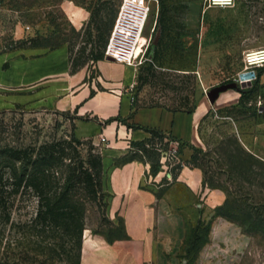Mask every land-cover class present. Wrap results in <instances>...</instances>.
<instances>
[{
    "label": "rangeland",
    "instance_id": "374dc122",
    "mask_svg": "<svg viewBox=\"0 0 264 264\" xmlns=\"http://www.w3.org/2000/svg\"><path fill=\"white\" fill-rule=\"evenodd\" d=\"M124 2L0 0V52L25 58L30 50L48 51L64 43L70 49L71 71L74 64L72 72L85 73L87 82L105 90L106 85L98 81L103 73L101 62L111 61L109 71L113 74H120L126 66L105 57L110 34ZM145 7L149 14L140 42L143 53L146 52L145 60L142 64L129 65L130 78L121 89L137 106L195 107L201 99L208 98L209 90L230 83V79L243 70V54L247 49L264 46V0H236L231 8H209L205 0H144V7L131 5L125 12L131 11L138 18ZM133 23L134 20L131 26ZM34 45L38 48H31ZM101 54L100 59L95 58ZM239 88L223 92L235 91L236 105L221 108L222 93L215 103L210 102L209 109L214 105L216 110H221L206 112L209 114L201 125L198 145L182 143L169 136L159 140L148 131V138L153 140L146 145V150L131 141L129 153L116 159L117 165L131 158L143 159L150 164V176L157 174V168L166 170L158 187L161 193L171 194V204L186 208L183 213L186 252L192 241L199 238L196 253L187 254L191 262L211 237L212 262L264 264V235L237 223L240 228L225 224H220L217 230L213 228V221L224 217L219 214V208L207 216L201 212V199L177 180L179 161L173 157L164 159L157 151V148L167 152L174 148L178 151L181 147L192 148L197 155L194 164L207 180L205 187L221 189L226 195L231 194V200L235 195L250 193L252 200L236 203L237 207L251 203L259 205L264 212V155L250 152L239 137L240 133L264 131V71L253 85ZM74 119L75 112L71 110H32L26 104L17 103L0 107V145L38 146L78 138L74 134ZM125 123L139 128L135 123ZM80 140L86 142L82 146L84 154L90 146L103 154V140ZM102 181L99 200L85 204V228L80 241L60 229L44 230L33 225L31 219L36 213L37 199L32 195L20 197L9 223L0 216V264H79L80 244L86 237L103 238L108 242L127 238L122 218L109 211L110 196L104 172Z\"/></svg>",
    "mask_w": 264,
    "mask_h": 264
},
{
    "label": "crops",
    "instance_id": "0c3cea01",
    "mask_svg": "<svg viewBox=\"0 0 264 264\" xmlns=\"http://www.w3.org/2000/svg\"><path fill=\"white\" fill-rule=\"evenodd\" d=\"M26 56L15 57L9 52H0V103L4 102L0 107L17 103L26 104L32 110L74 111V134L80 139L103 140L109 211L122 218L128 234L127 238H116L113 242L86 237L82 243L80 264H216L211 261L214 259L210 254L214 247L211 237L201 246L195 259L188 260L183 215L186 208L171 204V194L161 193L158 187L166 170L163 168L155 176H150V164L140 158L116 164L117 158L129 153L131 141L149 137L144 128L134 129L125 122L157 128L176 140L198 145L205 117L212 109L216 110L214 105L209 109V99H201L192 112L164 105L137 106L121 90L124 81L130 78L129 65L124 64L126 66L120 74H113L109 71L111 61H102L103 73L98 81L106 86L105 90H99L96 83L86 81L85 73L71 71L66 46L43 52L30 50ZM7 64L9 67L6 68ZM235 93L221 94H224L220 100L221 108L236 105L238 96ZM239 137L250 152L264 155V131L240 133ZM193 153L192 148H183L181 159L184 165L177 180L201 199V212L207 216L225 203L227 195L221 189L205 187L202 171L185 165ZM213 222L216 230L220 224L239 227L224 217Z\"/></svg>",
    "mask_w": 264,
    "mask_h": 264
},
{
    "label": "trees",
    "instance_id": "16d2710c",
    "mask_svg": "<svg viewBox=\"0 0 264 264\" xmlns=\"http://www.w3.org/2000/svg\"><path fill=\"white\" fill-rule=\"evenodd\" d=\"M63 44L55 45L51 50L64 46ZM31 48L38 46L34 45ZM101 56L102 54L95 58L100 59ZM72 66L74 70V64ZM263 71L264 69L260 74ZM237 90L240 88L238 87ZM195 108L196 106L182 110L192 112ZM137 127L151 132L153 137L159 140L167 136L176 140L160 129L139 125ZM152 140L153 138H146L133 143L141 145V150H146V145ZM84 144L85 141L73 137L69 140L45 142L38 146L0 145V216L6 224L11 220L17 200L22 196L32 195L37 199L36 213L31 219L33 225L41 226L44 230L60 229L69 236L81 240L85 228V204L99 200L104 172L103 154L94 146H90L87 154H84L82 147ZM160 149L157 148L159 154ZM182 151L183 147L180 148L179 153L181 154ZM249 157L256 159L252 154H249ZM196 159L197 155L194 152L185 165L197 167L194 164ZM183 165L180 160L176 168L180 170ZM156 172H159L158 168ZM245 173L243 170V174ZM246 181L250 183L249 180ZM204 183L207 184L206 179ZM252 196L250 193L235 195L231 200V194L228 193L225 203L219 207V214L244 228L249 227L264 235V212L260 211L259 205L250 203L243 208L241 205L238 207L236 205V203H246L247 199L252 200ZM82 243L83 241L80 244L79 264ZM198 245L199 238H196L192 241L191 248L187 249V254L192 251L196 253Z\"/></svg>",
    "mask_w": 264,
    "mask_h": 264
},
{
    "label": "built area",
    "instance_id": "2783aa9c",
    "mask_svg": "<svg viewBox=\"0 0 264 264\" xmlns=\"http://www.w3.org/2000/svg\"><path fill=\"white\" fill-rule=\"evenodd\" d=\"M235 2L236 0H205V5L209 8H231L235 6ZM131 5L144 7V0H125L105 49L106 58L130 66L134 63L142 64L145 60L146 52L143 53L140 42L149 14L148 7H145L143 14L135 18L131 11L125 12ZM132 20L134 23L131 26ZM262 69H264V46L247 49L243 54V70L230 81L238 86L253 85L259 79ZM160 150L164 159L173 157L180 162V153L176 148L169 152Z\"/></svg>",
    "mask_w": 264,
    "mask_h": 264
},
{
    "label": "water",
    "instance_id": "95a60500",
    "mask_svg": "<svg viewBox=\"0 0 264 264\" xmlns=\"http://www.w3.org/2000/svg\"><path fill=\"white\" fill-rule=\"evenodd\" d=\"M245 86V85H243ZM239 86L235 82H230L227 84H222L216 87H213L211 90L207 92V97L211 103H215V101L219 98L220 94L229 90V89H237Z\"/></svg>",
    "mask_w": 264,
    "mask_h": 264
},
{
    "label": "bare ground",
    "instance_id": "6f19581e",
    "mask_svg": "<svg viewBox=\"0 0 264 264\" xmlns=\"http://www.w3.org/2000/svg\"><path fill=\"white\" fill-rule=\"evenodd\" d=\"M138 51H139V49H138Z\"/></svg>",
    "mask_w": 264,
    "mask_h": 264
}]
</instances>
